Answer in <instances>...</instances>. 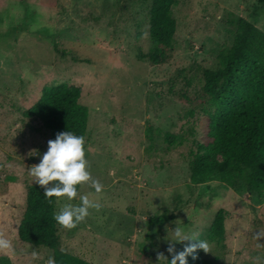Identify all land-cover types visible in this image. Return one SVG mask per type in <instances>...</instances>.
I'll return each instance as SVG.
<instances>
[{"label":"rangeland","instance_id":"374dc122","mask_svg":"<svg viewBox=\"0 0 264 264\" xmlns=\"http://www.w3.org/2000/svg\"><path fill=\"white\" fill-rule=\"evenodd\" d=\"M151 0H0V251L12 264H45L53 249L20 240L28 174L52 139L25 116L46 86L68 83L88 108L85 158L92 178L79 194L102 207L72 228L58 224L60 248L93 264H167V230L179 223L206 239L215 263L264 264V192L217 178L191 180V152L202 141V72L220 65L241 16L264 31V1L176 0L172 54L153 64ZM160 55V53H158ZM76 58L85 61H79ZM162 60V59H161ZM51 184V182H50ZM44 187V186H41ZM78 194V195H79ZM66 202L55 199L56 212ZM78 203V200L72 201ZM223 245L209 239L219 209ZM167 211L165 223H149ZM175 243L176 251L185 244Z\"/></svg>","mask_w":264,"mask_h":264},{"label":"trees","instance_id":"16d2710c","mask_svg":"<svg viewBox=\"0 0 264 264\" xmlns=\"http://www.w3.org/2000/svg\"><path fill=\"white\" fill-rule=\"evenodd\" d=\"M174 4L176 0H151L153 64L173 52ZM234 21L237 30L233 43L219 52L220 65L202 72L201 111L206 123L202 126V141L191 152L190 177L194 183L217 178L232 188L244 183L248 191L264 192V31L241 16ZM80 97V90L68 83L46 86L25 116L40 121L52 139L67 130L82 135L86 147L89 111L79 103ZM55 199L45 197L44 187H29L26 211L18 226L20 240L53 249L56 264H93L60 248ZM174 216L165 211L150 218L149 223H165ZM225 233V212L221 208L208 237L223 245ZM197 251L198 257L189 256L188 264H225L212 262L202 256L201 249ZM0 264L12 263L8 256H0Z\"/></svg>","mask_w":264,"mask_h":264},{"label":"clouds","instance_id":"9594fccd","mask_svg":"<svg viewBox=\"0 0 264 264\" xmlns=\"http://www.w3.org/2000/svg\"><path fill=\"white\" fill-rule=\"evenodd\" d=\"M47 150L42 154L38 163L33 164L28 169V174L35 178V182L44 186L45 197H65L66 202L54 213V220L64 228H72L84 221L90 210H99L102 204L98 199H92L87 194H79L77 185L89 183L90 187L100 193L103 185L92 178L88 171L87 160L85 158V138L73 132H58L54 139L48 140ZM51 182V184H50ZM78 200V203L72 201ZM256 237H264V229L255 233ZM166 239L169 241L167 251L172 253L171 259L163 254H158L167 260V264H188V257L193 259L198 257V249L209 251L206 239H201L192 232L186 231L179 223L174 228L167 230ZM184 241H194L185 244L183 250L176 251L175 243ZM13 248L11 240L0 236V251ZM45 264H56L55 259L49 256Z\"/></svg>","mask_w":264,"mask_h":264}]
</instances>
